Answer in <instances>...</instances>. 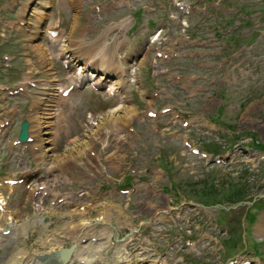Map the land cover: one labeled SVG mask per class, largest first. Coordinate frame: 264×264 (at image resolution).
Returning a JSON list of instances; mask_svg holds the SVG:
<instances>
[{
	"label": "rangeland",
	"instance_id": "1",
	"mask_svg": "<svg viewBox=\"0 0 264 264\" xmlns=\"http://www.w3.org/2000/svg\"><path fill=\"white\" fill-rule=\"evenodd\" d=\"M6 1L0 0V11L7 6ZM22 1V7L13 4L12 12L8 6L0 13V83H8L10 87L20 84L29 66H40L35 61L61 69L54 55L58 47L40 33L42 26L56 22L65 23V31L70 36L76 34L75 39L83 41L80 45L83 50L91 48L98 53L104 46L102 52L107 54L108 60H113L126 75L120 81L115 79L114 86L118 87L115 97L90 88H82L70 96L62 110L59 129L54 126L50 110H45V114L40 109L34 110L36 132L47 121L49 123L51 133L45 136L48 139L42 138L38 142L42 147L43 142L52 143L51 153L59 154L84 142L73 157L66 159L64 167L50 171L56 179H59V171L66 172L69 177L78 176L67 183L50 179L59 192L72 193L75 201L78 189L89 190L90 195H85L72 208L83 211L88 207L86 216L75 222L79 226L91 224L94 234L107 225L106 231L101 233L110 234L113 240L126 237V248L136 260L151 257L146 253L138 254L140 250L150 249L146 244L149 240L158 245L154 235L160 230L168 233L167 240L175 241L170 245L173 251L170 250L168 257L174 261L181 259L178 264H227L239 253L249 255L253 252L254 260L259 256L264 259V0H207L205 3L202 0H177L185 3L184 11L178 10L173 0H118L119 7L103 13L106 18L100 12L86 20L63 8L68 0H49L47 4L50 3L51 10L43 8L38 19L31 14L27 16V11L40 12L36 2L42 0ZM19 12H23L25 23L28 19L32 23L31 26L23 25L20 31L17 25L10 27L11 19H16ZM72 18L79 21L75 30L71 29ZM64 19L65 22H61ZM87 21L91 28L80 37V24ZM163 26L161 36L167 35L170 40L162 47L174 50L165 60L153 57L151 45L146 53L143 36L152 35L156 28ZM34 44L46 48L44 56ZM12 55L17 60L6 76L4 65L10 62L3 57L12 59ZM117 55H121L120 58ZM176 75L181 77L180 80ZM69 81L71 78L66 83ZM154 91L157 94L153 97ZM119 103L134 112L127 118L115 117L117 112H111ZM166 105L188 115L189 127L183 129L173 116H159L157 125L160 129L163 127V133L155 135L154 124L144 117V113ZM167 131L175 136H166ZM53 132L58 133L53 136ZM96 134L100 140H94ZM183 135L205 150V143L213 142L220 146V153L231 149L228 153L235 151L239 161L231 167L213 161L206 163L181 146ZM6 144L0 147V174L13 177L36 166L37 161H41L40 165L46 171L49 169L47 166L53 155L36 160L39 152L20 151L19 148L8 150ZM91 148L97 155L95 158L88 154ZM41 152L39 156H42ZM83 153L86 154L84 157ZM74 156L80 157L81 162ZM111 158L113 163L109 162ZM158 160L161 166H157ZM95 168L99 169L98 173L94 172ZM132 170L135 177L144 176L147 181L135 184L133 175L131 183L136 185V192L126 197L112 193L111 188L119 185ZM161 188L167 194H158L157 190ZM0 195L10 212H15L13 218L27 232L26 237L16 241L24 250L48 251L50 246H41L47 235L56 247H59L56 237L61 241V247L74 244L67 235L52 233L62 230L65 222L54 217L65 218L67 211H72L62 204H50L53 196L45 198L46 201L34 199L21 189L13 193L1 186ZM146 200H152L153 208L146 209ZM183 201L192 208L179 210L177 205ZM35 204H40L41 208ZM171 207L177 214L184 212L182 221L153 219L154 210ZM105 209L109 210L108 219L102 214ZM9 216L0 215V227H7ZM44 216L50 218L51 226L42 228L40 233ZM146 221L149 223L145 226ZM147 226L141 236L140 232ZM205 233L208 238L200 240V234ZM181 235L194 245L185 247L184 242L179 243ZM158 246L161 249V244ZM102 250L103 264L111 262L114 248L104 245ZM14 251L10 245L0 247V258H8Z\"/></svg>",
	"mask_w": 264,
	"mask_h": 264
},
{
	"label": "bare ground",
	"instance_id": "2",
	"mask_svg": "<svg viewBox=\"0 0 264 264\" xmlns=\"http://www.w3.org/2000/svg\"><path fill=\"white\" fill-rule=\"evenodd\" d=\"M35 47L37 49V51L40 52V55L44 56L45 50L46 48L40 44H34ZM42 49V50H41ZM95 64L98 65V69H103L105 67V63L104 62H96ZM83 68H80V71H82ZM97 70V69H96ZM95 74L92 73V75L90 74V78H95ZM110 90H115L114 87L111 85L110 86ZM114 92V91H113ZM124 104H118L117 106H115V108H113L111 113L117 112L116 115H114L117 118H127V116H130L134 111L132 108L130 107H123ZM30 130V129H29ZM47 138H45V140H47ZM82 143H84L83 141H81L77 146H74L73 148H69L63 152H59V154H53L51 153L52 148L50 145H48V143L43 142V150L41 152V154L43 155V159L48 158V156L53 155V157L50 156V162L48 163V168L50 170H53L54 168L59 169L61 167H64L65 162H67L69 160L70 157H73L72 155H74L73 153L75 151H78V146H80ZM76 143H74L75 145ZM80 152V151H79ZM49 154V155H48ZM80 156V155H77ZM74 156V157H77ZM68 159V160H66ZM87 209L84 211V214L86 213ZM79 212V211H77ZM81 213V212H79ZM70 214V213H68ZM67 214V215H68ZM102 214L104 215L105 218H109L107 215H109V210L105 209V211L102 212ZM82 216V217H83ZM63 229L59 230L57 229L59 232L53 231L52 233L56 234V235H67L69 238H71L72 240H74V245L71 248H67L66 251L63 252V254L61 255L62 257L64 255H67L66 258H62L60 256H55L56 254H54V251H58L61 250L63 247H61V241H59V238L56 237V241L59 245V247H56L54 245V243H50L51 239L49 240L47 237L43 242V244H41V246H50L49 248H47L48 251H29L27 249H23L22 247H20L19 249L16 248V251H14L13 253H11L12 255H9V257L7 258L6 256H3L0 258V264H73V258L75 257L77 259V261L80 262V264H92L93 262H100L98 258H101V248L100 246L104 244V242H96L95 245L91 244V243H84L82 244L80 239L84 238L85 235L81 234V235H73V231L75 230V228H79L76 224H69V222H64L63 224ZM89 225V224H88ZM11 230H10V234L7 235L5 238L0 236V244L2 247L5 246V243L10 242L11 244H16V241L18 240L19 237H26V233L24 228L22 229L20 224H11L10 225ZM71 227V229L69 228ZM84 227H86L85 225L83 227H81L82 230H80L81 233H83ZM42 228H45L44 225H42ZM105 228H107V225L105 226ZM102 229V228H101ZM106 231V229H104ZM43 230H40V233H42ZM54 234H52V236H54ZM104 235L100 233L99 237H103ZM110 241V240H109ZM19 242V241H17ZM49 243V244H47ZM123 243H120L119 241H117V245H116V253L118 254V259H116L113 263L110 264H119L120 261H125V258L123 257V253H121L119 250H117V246L122 247L123 245H121ZM22 248V249H21ZM50 254V257H47V255ZM92 254L96 255L98 258H94L92 256ZM89 256H91L92 258H89ZM48 258V261L45 262L43 261L44 259ZM75 259V260H76ZM96 262V263H97Z\"/></svg>",
	"mask_w": 264,
	"mask_h": 264
},
{
	"label": "water",
	"instance_id": "3",
	"mask_svg": "<svg viewBox=\"0 0 264 264\" xmlns=\"http://www.w3.org/2000/svg\"><path fill=\"white\" fill-rule=\"evenodd\" d=\"M26 125H27V122H23L22 125H21V130L19 131V139L21 140H25V137L27 135L26 133Z\"/></svg>",
	"mask_w": 264,
	"mask_h": 264
}]
</instances>
